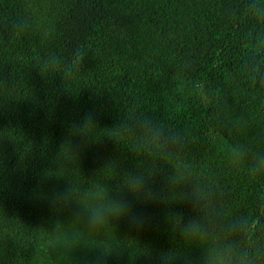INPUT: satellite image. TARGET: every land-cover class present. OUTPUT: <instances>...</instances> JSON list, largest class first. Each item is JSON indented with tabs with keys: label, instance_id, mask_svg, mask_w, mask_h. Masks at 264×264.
I'll return each instance as SVG.
<instances>
[{
	"label": "trees",
	"instance_id": "trees-1",
	"mask_svg": "<svg viewBox=\"0 0 264 264\" xmlns=\"http://www.w3.org/2000/svg\"><path fill=\"white\" fill-rule=\"evenodd\" d=\"M251 3L0 0V264H98L85 243L66 250L52 235L72 219L47 199L66 182L47 177L57 165L81 186L139 174L163 193L136 202L142 229L121 220L88 238L121 248L107 264H160L175 247L197 264L200 249L178 236L193 217L264 221V174L251 171L264 154V18ZM49 53L61 63L44 75ZM86 114L79 158L59 159L83 142Z\"/></svg>",
	"mask_w": 264,
	"mask_h": 264
},
{
	"label": "clouds",
	"instance_id": "clouds-1",
	"mask_svg": "<svg viewBox=\"0 0 264 264\" xmlns=\"http://www.w3.org/2000/svg\"><path fill=\"white\" fill-rule=\"evenodd\" d=\"M249 8L254 16L264 18V0H252ZM60 63L61 58L55 53H49L38 61L40 71L44 75L54 71ZM92 124V115L86 114L82 125L79 126L83 142L78 145L64 143L67 150L62 151L61 147L57 152L59 159L71 162L79 158L88 138V133L83 129ZM228 151L230 159H245V153L236 145H231ZM59 167L57 165L47 177H54L57 181L65 179L66 182L63 186L59 183L53 184L47 199L52 208L67 211L72 219L67 232L61 228L59 233L53 232L52 235L58 237L56 244L62 245L66 250L85 243L90 250L98 253V264H107L108 259L118 255L121 248L110 243H90L89 237L115 228L121 220H126L131 228L140 230L148 223L149 218L136 210V202L150 204L164 201L163 193L153 190L139 174L121 177L120 184L114 189L95 181L81 186L74 180H69L66 172H60ZM251 171L264 174V154L257 157ZM129 196L132 199H129ZM186 199L195 208L200 201V195L194 189L192 196ZM178 236L187 241L189 246L200 249L197 264H264V221L260 218L242 216L230 222L227 227H219L213 224L205 225L193 217L182 225ZM55 247L56 245H53L54 249ZM159 261L160 264H192L191 256L179 251L177 247L161 251Z\"/></svg>",
	"mask_w": 264,
	"mask_h": 264
}]
</instances>
